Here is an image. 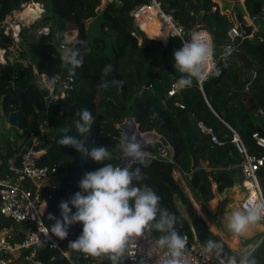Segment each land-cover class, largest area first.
<instances>
[{
	"label": "trees",
	"instance_id": "16d2710c",
	"mask_svg": "<svg viewBox=\"0 0 264 264\" xmlns=\"http://www.w3.org/2000/svg\"><path fill=\"white\" fill-rule=\"evenodd\" d=\"M33 1L41 3L45 8L37 25L48 26L49 33L40 36L24 35L23 40L28 43L29 49L21 50L20 60L0 64V119L3 115L9 118L15 110L22 111L27 119V126L23 130L10 126L21 141L13 143L7 140L6 149L0 153V176L11 174L7 169L9 160L17 158L18 161L29 145L30 132H39L45 118L53 135L42 161L56 163L61 171L69 172L65 184L56 188L46 187L44 191L45 196L50 195L44 219L51 229L55 220H51L49 214L59 218L61 201L77 191L82 192L79 181L85 173L103 166L87 156L83 157L74 147L58 145L57 140L62 138L66 128L69 129L67 134L78 136L75 120L79 117L76 114L87 108L96 120L91 132L87 134L86 146L116 148L121 130L115 126V122L121 123L130 116L137 124L141 122L139 129L142 132L155 131L172 146L175 163L151 157V164L146 168L137 162L129 166L142 167L147 177L144 183L162 198L161 206L181 219L182 224L177 226L180 233L191 234L193 227L201 243L204 244L208 239L223 240L226 252H240L210 229L185 192L182 180L206 214L209 213V201L215 197L214 183L218 192L242 184L240 168L236 166L240 156L230 142L231 131L224 122L239 132L249 151L260 154L264 152L253 136L257 133L264 137V117H257L260 109L264 108V0L243 1L246 11L251 16L261 18L262 22L253 36L241 40L228 56L222 54L230 44L227 31L232 22L226 13L221 12L219 2L163 0L167 10L171 7L176 9L177 20L187 32L198 19L211 31L215 45V65L222 69L219 77L213 76L202 85V90L195 83L191 88H180L174 96L167 98L166 105L161 100L172 85V77L181 76L174 68V51L182 47V42L169 39L165 44L161 37L149 32L144 25L146 32L135 26L131 10L145 0H111L100 11L96 9L102 0ZM28 2L0 0V21L12 11L23 9ZM214 6H217V11L213 10ZM241 9L239 4L237 10ZM191 11H194L193 15ZM88 18L97 22L99 35L89 38ZM30 28L32 30V26ZM28 29L25 28L24 32ZM69 29L77 30L74 40L85 41L90 51L85 55L84 65L77 69V75L73 77L74 89L67 96L52 100L47 106L46 91L37 87L34 68L40 73L69 75L68 68L62 66L60 50L53 40L55 34H64ZM12 45L13 38L0 30V47L10 53L9 47ZM76 46L83 51L82 45ZM27 59L33 62L24 64ZM108 64L115 69L108 79L123 80L125 83L122 88L112 86L107 90L97 89L101 70ZM149 82L152 85L150 88L147 87ZM198 120L212 126L223 143L217 144L209 135L202 133L197 126ZM158 145L154 141L145 150L154 153ZM105 163L118 165L122 159ZM175 169L180 173L181 180L175 178ZM259 173L264 186V169ZM71 227L75 233L67 238L68 241H74L81 235L83 224L78 222ZM260 237H252L251 243L259 241ZM11 255L7 252L4 256L8 258ZM254 255L258 264H264V238L255 248ZM39 258L45 264H68L57 250L48 247L39 251ZM90 262L110 264L104 257L89 256L82 260V264Z\"/></svg>",
	"mask_w": 264,
	"mask_h": 264
},
{
	"label": "clouds",
	"instance_id": "9594fccd",
	"mask_svg": "<svg viewBox=\"0 0 264 264\" xmlns=\"http://www.w3.org/2000/svg\"><path fill=\"white\" fill-rule=\"evenodd\" d=\"M188 35L190 39H184L185 34L181 32L172 34L179 36L183 42L182 47L174 51V68L181 74L177 85L181 89L191 88L194 83L202 86L211 77H219L222 72L213 63L215 45L208 33L196 30ZM56 39L64 45L60 50L62 66L67 67L69 75L75 77L90 49L85 41L72 40L63 33H57ZM77 44L83 46V51ZM114 71L113 65L104 66L97 89L123 87V80L108 79ZM55 84V79L36 81L37 87L49 91ZM76 115L79 117L75 120L78 136L67 134L69 129L66 128L57 144L74 147L83 157L87 156L103 166L85 173L79 181L82 192L77 191L61 201L59 218L49 214V218L55 220L50 232L65 239L70 227L82 222L81 235L71 241L68 247L93 258L104 257L110 264H125L131 249L141 239L147 244L146 258L141 264H149L153 259L154 264H191L188 256L189 238L182 235L177 227L182 224L181 219L168 208L161 207L162 198L144 183L147 177L142 167L151 164V156L145 149L154 141L139 136L135 131L129 134L124 128L116 148H89L86 146L87 134L91 132L96 117L87 108L79 110ZM113 159L135 161L142 167L105 163ZM261 222H264V195L247 199L239 208L227 214L226 228L234 237L247 238L250 231ZM254 252L255 248H252L229 254L225 242L214 239L205 241L201 248L203 258H215L219 264H258Z\"/></svg>",
	"mask_w": 264,
	"mask_h": 264
},
{
	"label": "built area",
	"instance_id": "2783aa9c",
	"mask_svg": "<svg viewBox=\"0 0 264 264\" xmlns=\"http://www.w3.org/2000/svg\"><path fill=\"white\" fill-rule=\"evenodd\" d=\"M216 1L220 3L219 0ZM240 2H243V0H240ZM27 4H30V2ZM39 6L38 17L45 12V8L41 3H39ZM165 8H167V6H165L163 0H145V2L136 5L131 11L135 26L146 32L143 25L149 17H152L159 22L161 30L168 35L166 37L167 40L179 39L182 42L179 36H172V34L177 32L184 34L187 30L174 15L176 9L171 7L169 10H166ZM217 9V6L213 7L214 11H217ZM220 9L222 13H226L221 3ZM243 10L239 11L242 18L241 22L246 26H252L253 34L258 28L255 25L258 17L251 16L246 9ZM190 13L193 15L194 11ZM20 17L19 15V18L10 24L7 23L9 22L8 19H12L11 15L0 21V30H2L4 35L13 38V45L20 41L21 37L25 35L24 29L27 26L29 27L35 19L32 17L28 21ZM196 30L208 33L213 41L211 31L205 27L199 19L188 33ZM48 33L49 27L47 26L39 27L38 29L35 28L34 31L35 36L46 35ZM227 34L230 39V44L227 46V50L222 56H228L233 49L238 46L239 42L245 38L242 35L240 23L238 22L232 24ZM71 39L73 40L74 38ZM184 39H186L185 36ZM60 47L62 48L64 45L62 44ZM9 49L11 50V46ZM6 53L7 49L0 47V64L7 62ZM213 63L215 64V57H213ZM34 74L36 76V81L38 79H55L56 81L55 86L50 91L44 90L46 91L45 100L47 106L52 100L67 96L68 93L74 89L73 76L62 73H40L36 68H34ZM178 79L179 78H177V80ZM177 80L172 82L171 87L162 98L161 102L163 105H166L167 98L174 96L180 89L177 85ZM151 86L149 82L147 87L150 88ZM199 87L202 90V86L199 85ZM177 104L184 107L181 103ZM260 112H262V109H260ZM224 124L231 131L230 142L240 156L238 165L242 175V187L246 192L245 197L240 203L241 206L242 203L249 198L264 195V186L259 173L261 169H264V152L260 154L249 151L239 132L228 123L224 122ZM197 126L202 133L209 135L213 142L217 144L223 143L212 126L206 125L201 120H198ZM48 130L49 127L46 120L45 125L40 124L39 132H30L27 149L21 153L18 161L17 158H13L9 160L7 164V169L11 174L0 176V219L4 217L22 224L21 227L13 228L6 225V223L0 222V252H3V254H0V264H8V258L4 256L7 252L21 254L23 264H45L44 260L39 258V251L46 247L57 250L60 255L67 260L68 264H82V260L89 258V256L68 247L71 241H68L67 238L75 233L74 228L70 227L68 236L65 239H60L50 232V228L45 223L44 218L48 209V199L50 197V195L45 196V188L62 186L66 183V177L69 174L68 171L66 173L61 171L56 163H44L42 161V156L51 141V136L49 132H47ZM253 136L256 139V144L264 149V137L259 136L257 133ZM155 141L158 142L159 145L156 152L153 153L148 151L150 156L152 158H161L170 163H175L172 146L169 142L165 144L160 138L155 139ZM129 165L130 164L127 166ZM117 166H123V163ZM174 172H178V170L175 169L173 173ZM191 229V234H183L187 235L189 238L188 256L190 257L191 264H219L215 258L206 260L202 257L201 248L204 244L195 238L196 233L194 228L192 227ZM263 238L264 227L262 237L259 241H262ZM253 248H255V246ZM146 250L147 244L141 239L135 247L131 249L125 264H141V261L146 258ZM90 264L95 263L90 262ZM149 264H154V259L149 261Z\"/></svg>",
	"mask_w": 264,
	"mask_h": 264
},
{
	"label": "rangeland",
	"instance_id": "374dc122",
	"mask_svg": "<svg viewBox=\"0 0 264 264\" xmlns=\"http://www.w3.org/2000/svg\"><path fill=\"white\" fill-rule=\"evenodd\" d=\"M108 1H111V0H102L101 4L97 7L96 10L97 11L102 10ZM219 1L221 3L222 8L225 10L226 14L228 15V18L230 16L233 20H235L234 22L231 21L232 24L236 23L237 21L235 19V13H234L233 9L237 8V7L239 8V4L241 6V2H235V1H230V0H219ZM18 10L19 9L12 11L10 14H8L4 18V19L8 18L9 15L12 16V19H8L9 22L7 24L13 23L14 20L19 18ZM42 15H40L39 17H36V18L34 17L35 18L34 22L31 23L29 27L28 26L26 27V28H29V29L25 30V36L34 34L35 28L38 29L40 27L37 24H38L39 20L41 19ZM26 20L29 21L30 19H26ZM87 24H88L87 26H88V31H89V35H88L89 38L100 34V31H98L99 30V26H98L97 22L93 18H88L87 19ZM31 26H32V30L30 28ZM259 28H260V26L256 30H258ZM77 33L78 32H77L76 29H69V30H66V32L64 34H66L69 38H74L75 39L76 36H77ZM23 36L21 37V39H20V41L18 43H16V44L11 46L10 53H8V52L6 53V60L7 61L14 62V61L20 60V52H21V50L22 49H25V50L29 49L28 43L23 40ZM251 36H253V34ZM53 40H54V43L56 44V46L58 47V49L61 50L60 46L62 45V42H60L59 40L56 39V34L54 35V39ZM167 41H168L167 39L163 40V42H167ZM29 62H33V61L32 60L30 61V60L27 59V60L24 61V64H28ZM35 80H36V77H35ZM1 105L2 104L0 102V112L2 113V111H1L2 110V106ZM257 117L258 118L264 117V113L259 112ZM127 120L128 119L125 118L121 123H118V124L115 122V126L118 128L119 124H122L123 122H125V124H126ZM45 121H46V119L44 118L41 124L45 125ZM140 123L138 122L139 128H140ZM10 126L11 125H10L9 119L6 116L3 115L1 117V119H0V153L6 149L7 140H9V141H11L13 143H17V142L21 141V139L17 137L16 132L13 129H10ZM47 132H49L50 136L53 135V130L52 129L49 128V130ZM122 161H123V159H122ZM173 174L175 175V177H177V179H181V175L178 172H174ZM182 184L184 186L183 181H182ZM184 189L186 190L185 186H184ZM226 189H228V191H226V193L227 194L229 193L228 194V198H229V201L231 202V205H230V212H231V211H233V210L238 208V201H239L240 198H238L237 195L238 194L242 195L244 193L243 191H245V190H244L243 187L241 188V186H238V185L235 186L233 189L225 188L223 191H225ZM7 220L14 227H21L22 226L21 223H17L15 221H13L12 219H7Z\"/></svg>",
	"mask_w": 264,
	"mask_h": 264
},
{
	"label": "crops",
	"instance_id": "0c3cea01",
	"mask_svg": "<svg viewBox=\"0 0 264 264\" xmlns=\"http://www.w3.org/2000/svg\"><path fill=\"white\" fill-rule=\"evenodd\" d=\"M241 6H242L241 11H242L243 8L245 7L243 2H241ZM244 10H245V8H244ZM229 19L232 22L235 21L230 16H229ZM262 113H264V108H262ZM126 119H127V117H126ZM236 166L239 167L238 164ZM175 178H177V177H175ZM183 183H184V186L186 187V190L184 189L185 192L191 198L196 210L203 217V219L206 221V223L209 225L210 229L214 233L221 236L233 249L238 250V251H243V250H246V248H248V247H250L252 249L257 244L258 240L251 243V238L254 236H257V235L262 237V232H263V227H264L263 222H261L254 229H252L247 238L234 237L231 233L228 232V230L226 228L227 214L231 213L230 212L231 202L229 201V198H228L229 193L228 194L226 193V191H228V189H226L225 191H222V192H218L216 183L213 184V190L215 191V197L209 201V205H208V209H209L208 212L209 213L206 214L205 210L201 207V205L193 198L192 193L190 192L186 183L184 181H183ZM237 185L241 186V188H242V184H240V185L235 184L232 187H229V189H233ZM243 192L244 193L242 195L241 194L237 195L238 198H240L238 201V208L240 207V203L246 195V192L245 191H243ZM7 219L8 218L3 217L2 220H0V222L6 223V225H9L13 228H16ZM261 237L259 238V240L261 239ZM8 264H23L21 254L12 253V255L10 257H8Z\"/></svg>",
	"mask_w": 264,
	"mask_h": 264
},
{
	"label": "bare ground",
	"instance_id": "6f19581e",
	"mask_svg": "<svg viewBox=\"0 0 264 264\" xmlns=\"http://www.w3.org/2000/svg\"><path fill=\"white\" fill-rule=\"evenodd\" d=\"M39 3L37 2H31L30 4H25L23 9L19 10V15L25 19H31L32 17H36L37 14L39 13ZM166 9V8H165ZM167 10V9H166ZM145 28L155 34L156 36L161 37L163 40L166 39V33L161 30V25L157 20H155L152 17H149L146 22L144 23ZM127 122H123L122 124H119L118 128L119 129H124L126 128L129 131V134H131L133 131H135L139 136L144 137L145 139H157L160 138L162 140H166L161 134L154 132V131H144L142 132L139 129V126L137 122L134 120L133 117H128ZM128 126H131V128H128Z\"/></svg>",
	"mask_w": 264,
	"mask_h": 264
},
{
	"label": "water",
	"instance_id": "95a60500",
	"mask_svg": "<svg viewBox=\"0 0 264 264\" xmlns=\"http://www.w3.org/2000/svg\"><path fill=\"white\" fill-rule=\"evenodd\" d=\"M29 2L31 3V2H33V0H29ZM173 5H174V3H172V6ZM233 10H234V13H235V17H236L237 22L240 23V28H241L242 35L244 37L251 36L252 35V26H246L244 23H242L241 22L242 21V18H241L240 13L238 12L237 8H234ZM174 15L177 17V11L176 10L174 12ZM36 17H38V16H36ZM261 22H262V19L261 18H258L256 20V22H255V25L257 27H259L261 25ZM184 34H185V38L186 39H189L188 32L186 31ZM165 44H167V42H165ZM172 80H173V82H175L177 80V78L172 77ZM8 119H9V122H10V125L11 126L16 127V128H18L20 130H23L27 126V119H26L25 115L23 114V112L20 111V110H15V111L11 112ZM153 141H155V139ZM163 141H164L165 144L168 143L167 140H163ZM132 162H135V161H131V162L125 161V160L122 161L123 166L128 165V164H131ZM195 238L197 239V236H195ZM260 243H261V241H259L255 245V248ZM0 254H3V252H0Z\"/></svg>",
	"mask_w": 264,
	"mask_h": 264
}]
</instances>
